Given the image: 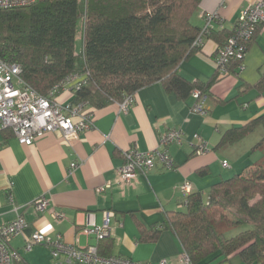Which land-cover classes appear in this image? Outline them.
Wrapping results in <instances>:
<instances>
[{"label": "crops", "instance_id": "1", "mask_svg": "<svg viewBox=\"0 0 264 264\" xmlns=\"http://www.w3.org/2000/svg\"><path fill=\"white\" fill-rule=\"evenodd\" d=\"M256 1L202 0L192 21L202 27L203 14L218 10L224 17L223 28L232 30L241 12ZM79 36L78 51L82 48ZM218 50L219 43L206 36L201 50L180 63L179 72L190 81L208 82L216 73ZM242 70L236 68V73L224 76L206 91L205 113L192 110L196 103L193 95L180 98L175 92L167 91L161 82H155L138 90L126 110L117 101L91 109L94 125L70 135L68 140L57 132H49L31 145H25L13 132L0 131V225L11 222L18 214L28 222L23 233L11 239V245L22 251L37 229L53 239L60 235L68 244L97 245L95 237L87 239L78 230L86 225L103 224L104 212L108 211L112 213L113 241L109 255L152 264H159L163 259L179 264L183 248L178 237L171 230H163L156 241L141 242L137 219L147 226L161 223L164 211L178 209V204L190 193L200 191L207 199L215 182L232 176L255 160L248 150L244 151L239 165L233 155L232 160L227 159L241 141L222 149L215 146L228 128L246 124L264 113V91L249 86L264 72V24L247 49ZM60 94L62 101L73 97L64 92ZM260 127L263 132L259 133L257 141L264 134L263 126L256 130ZM169 129L184 131L181 144L160 145L161 134ZM195 134L200 139L195 138ZM201 141L208 145L209 151L199 154L194 145ZM132 147L142 151L165 148L174 159L175 167L167 169L157 162L153 169L140 172L131 184H114L97 192L99 186L115 180L117 168L124 161L123 152ZM223 160L228 161V167L222 165ZM73 162L75 167L71 165ZM203 170L208 173H202ZM185 181L191 183L188 192L180 189ZM42 196L50 200V206L38 212L32 202ZM54 211L63 212L65 216L55 219ZM14 239H19L17 245L12 244ZM217 264L243 262L238 256H230L229 260Z\"/></svg>", "mask_w": 264, "mask_h": 264}, {"label": "trees", "instance_id": "2", "mask_svg": "<svg viewBox=\"0 0 264 264\" xmlns=\"http://www.w3.org/2000/svg\"><path fill=\"white\" fill-rule=\"evenodd\" d=\"M201 1L37 0L0 8V57L20 64L22 79L43 96L67 76L79 75L85 81L71 101L85 102L89 109L121 102L155 82L180 98L196 89L206 96L219 79L242 69L244 58L232 60L227 74L216 71L206 83L181 75L180 63L201 50L193 46L200 27L192 21ZM233 32L234 28L213 29L207 36L221 47ZM249 86L263 92L264 72ZM259 126L264 127V113L228 128L215 149L243 140ZM252 152L257 153L255 160L215 182L207 199L200 191L192 192L184 207L164 211L161 223L147 226L137 219L139 240L154 242L160 232L171 230L192 264H217L230 256H238L243 264H264V134ZM112 243V237L97 240L99 253L109 256Z\"/></svg>", "mask_w": 264, "mask_h": 264}, {"label": "built area", "instance_id": "3", "mask_svg": "<svg viewBox=\"0 0 264 264\" xmlns=\"http://www.w3.org/2000/svg\"><path fill=\"white\" fill-rule=\"evenodd\" d=\"M37 0H0V8L23 7L35 3ZM205 21L197 33L193 46L202 47L208 33L216 28H223L224 17L217 10L203 14ZM215 23V26H214ZM264 23V0H258L245 8L236 22L234 32L227 39L225 44L219 47L215 58L216 71L220 75L228 73V67L232 60L244 58L247 52V44L253 38L257 26ZM84 78L79 75H69L60 84L55 85L47 96L39 94L29 86L21 77V66L18 63L5 61L0 57V131L10 128L20 143L31 145L36 139L49 132H57L65 140L72 134L82 133L94 125L93 111L85 102L74 103L69 99L60 100L61 92L73 96V92L84 83ZM58 91H61L60 93ZM193 96L197 99L192 110L194 112H206L204 106L205 95L196 89ZM135 95L126 96L121 102V107L126 110L134 100ZM195 138L200 139L198 134ZM184 138V131L181 129H169L161 134L160 145L168 146L172 143L181 144ZM195 152L202 154L209 151L208 145L201 141L194 145ZM124 161L117 168V176L113 182L99 186L97 192H103L112 185L125 186L131 184L140 172H147L161 163L165 168L175 167V161L166 149L157 148L149 151H142L137 147L128 148L123 152ZM72 167L76 164L73 162ZM224 167H228L227 160L222 161ZM71 172V171H70ZM180 189L188 192L191 183L185 181ZM187 200L179 204L184 207ZM35 210L44 212L50 206V200L45 196L32 202ZM112 213L104 212V221L101 225L82 226L78 233L87 239L95 237L97 240L111 237L110 219ZM65 214L54 211L53 217L61 220ZM28 225L27 220L20 214L11 222L0 225V264H18L22 255L14 248L10 241L23 233ZM45 245L51 249L53 260L57 264H152L148 261H137L126 256L109 255L99 253L97 245L88 244L80 247L75 244H68L61 240L60 235L56 239L51 238L41 230H35L30 239L26 242L23 250L29 252L34 246ZM159 264H170L163 259ZM179 264H192L186 251L180 255Z\"/></svg>", "mask_w": 264, "mask_h": 264}, {"label": "rangeland", "instance_id": "4", "mask_svg": "<svg viewBox=\"0 0 264 264\" xmlns=\"http://www.w3.org/2000/svg\"><path fill=\"white\" fill-rule=\"evenodd\" d=\"M81 25H83V24L81 23ZM80 44H81V40H80V36H79L78 40H77L78 48H80ZM241 70L242 69H240L239 71H241ZM243 72H244V70H242L240 72L241 73L240 75H242ZM247 75L249 76V72H247ZM61 94H62V92H61ZM261 130H263L262 127H260L258 130H256L250 136H247L246 137L247 139L244 138V141L241 140L242 143L238 144L237 147L235 149H233V151L231 153H229V155L226 156L227 159L229 161L232 160V155H233V160L235 161V163L237 165H239V164H241V159H243V157L245 155L244 151H246V150H248V153L251 154L252 159H255L257 157V153L252 152V147L256 143V141L259 139V137H258L259 133L263 132ZM245 168H246V166L244 165L243 168H240L238 171H242V169H245ZM179 204H178V208H179ZM17 243H19V239H14L12 242L13 245H17ZM40 248H43V249L40 250ZM46 248H47V246L37 245V246H34L31 251L26 252V254L24 253L23 249L20 252H22V257L23 256L25 257V258L23 257L24 260L30 264H32V263L33 264H57V262L52 259V255H51L49 248H47V250H45Z\"/></svg>", "mask_w": 264, "mask_h": 264}]
</instances>
